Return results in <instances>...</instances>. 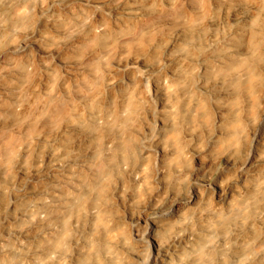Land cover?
Instances as JSON below:
<instances>
[{"label": "clouds", "instance_id": "obj_1", "mask_svg": "<svg viewBox=\"0 0 264 264\" xmlns=\"http://www.w3.org/2000/svg\"><path fill=\"white\" fill-rule=\"evenodd\" d=\"M0 264H264V0H0Z\"/></svg>", "mask_w": 264, "mask_h": 264}]
</instances>
